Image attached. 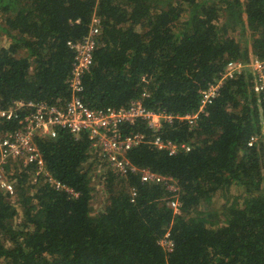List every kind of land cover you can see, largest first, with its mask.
I'll use <instances>...</instances> for the list:
<instances>
[{
	"label": "trees",
	"instance_id": "obj_1",
	"mask_svg": "<svg viewBox=\"0 0 264 264\" xmlns=\"http://www.w3.org/2000/svg\"><path fill=\"white\" fill-rule=\"evenodd\" d=\"M94 19L78 97L92 110L141 101L172 117L159 135L188 151L169 156L146 143L126 156L177 183L178 213L175 194L112 172L86 133L36 136L38 174L34 163L2 165L13 193L0 189V264H264V143L248 146L264 116L249 67L264 61V0H0V109L16 100L62 108L72 92L68 43ZM232 62L246 69L225 76ZM211 85L216 95L190 125L182 118ZM120 128L150 138L144 121ZM166 233L170 251L160 245Z\"/></svg>",
	"mask_w": 264,
	"mask_h": 264
},
{
	"label": "built area",
	"instance_id": "obj_2",
	"mask_svg": "<svg viewBox=\"0 0 264 264\" xmlns=\"http://www.w3.org/2000/svg\"><path fill=\"white\" fill-rule=\"evenodd\" d=\"M99 30V21L94 19L88 34L80 42L68 43L74 52L70 88L71 98L62 107L48 106L45 103L33 101H13L8 109H0V123H15L12 130L0 129V189L13 193V187L6 180L2 165L9 159L21 160L24 164L34 163L38 174L42 169V160L34 144V138H55L58 130H67L72 135L87 134L90 147L104 159L112 172L126 175L127 172H137L142 183H162L167 191L175 194L169 202L174 213H178L177 193L179 187L170 177H163L147 169L136 170L128 161L127 153L131 149L142 144H150L156 151H165L169 156L177 154L180 150L188 151L189 148L177 142L164 141L159 135L163 122L171 121V116L154 113L146 110L141 101L132 102L127 108L92 110L87 108L79 99L81 91V76L92 64V54L95 48V36ZM255 84L254 91L264 101V61L254 60ZM240 62L229 63L225 70V76H231L234 72L244 68ZM252 72V70H251ZM217 85H211L202 93L198 111L193 115L182 119L194 125L197 118L201 117L205 107L211 102L217 92ZM136 121H144L150 129V138L142 133H122V124H133ZM256 141L264 143V116L261 121V132L252 136L248 146ZM56 188H63L58 182L50 180ZM65 190L76 196L69 189ZM132 196L135 194L132 190ZM160 245L167 251L172 248L169 233L160 240Z\"/></svg>",
	"mask_w": 264,
	"mask_h": 264
},
{
	"label": "rangeland",
	"instance_id": "obj_3",
	"mask_svg": "<svg viewBox=\"0 0 264 264\" xmlns=\"http://www.w3.org/2000/svg\"><path fill=\"white\" fill-rule=\"evenodd\" d=\"M1 38H3V37H0V39ZM3 41V40H2ZM3 44V43H2ZM4 45V44H3ZM243 64V63H242ZM255 63H251L250 65H249V67L251 68V70H252V75L254 76V74L256 73L255 72ZM246 66V65H245ZM244 66V67H245ZM248 67V66H247ZM243 69H246V67L245 68H242V69H239V71H241V70H243ZM243 72V71H242ZM102 191H101V188H99V186H97L96 187V191H95V193L93 194V199H92V208L94 209V210H97L99 207H100V205H101V202H102V197H103V193H101ZM237 193H239L238 191H236V193H235V190L233 191V195H234V197H236V195H237ZM216 203H217V201H216V199L214 200Z\"/></svg>",
	"mask_w": 264,
	"mask_h": 264
}]
</instances>
